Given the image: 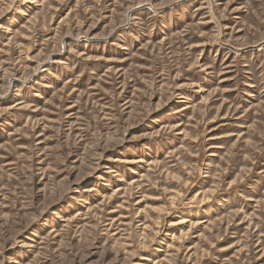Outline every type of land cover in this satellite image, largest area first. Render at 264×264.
I'll return each instance as SVG.
<instances>
[{"label":"rangeland","instance_id":"rangeland-1","mask_svg":"<svg viewBox=\"0 0 264 264\" xmlns=\"http://www.w3.org/2000/svg\"><path fill=\"white\" fill-rule=\"evenodd\" d=\"M0 264H264V0H0Z\"/></svg>","mask_w":264,"mask_h":264}]
</instances>
